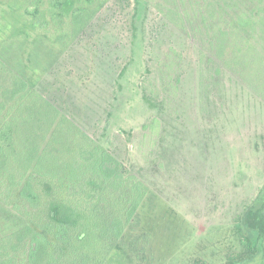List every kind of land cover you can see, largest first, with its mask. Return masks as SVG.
I'll return each instance as SVG.
<instances>
[{"label": "rangeland", "instance_id": "obj_1", "mask_svg": "<svg viewBox=\"0 0 264 264\" xmlns=\"http://www.w3.org/2000/svg\"><path fill=\"white\" fill-rule=\"evenodd\" d=\"M258 2L105 0L65 48H34L39 31L0 6V49L17 62L22 48L33 89L144 186L130 233L149 237L145 264H238L243 254L239 220L264 186V71L254 75L264 34L237 28L258 58L250 70L214 56L210 41L247 9L257 22ZM108 264L134 261L117 252ZM243 264H264V246Z\"/></svg>", "mask_w": 264, "mask_h": 264}, {"label": "trees", "instance_id": "obj_2", "mask_svg": "<svg viewBox=\"0 0 264 264\" xmlns=\"http://www.w3.org/2000/svg\"><path fill=\"white\" fill-rule=\"evenodd\" d=\"M104 1L0 0V6L39 31L34 48L42 39L65 48L82 27L80 18ZM258 3L257 22L247 9L226 32H214V56L231 53L250 70L258 58L252 46L243 48L248 42L243 44L237 28L252 25L264 34V0ZM22 52L16 50L17 62H11L0 49V264H108L117 252L145 264L149 237L130 233L139 228L144 186L33 89L19 62ZM29 57L38 55L33 50ZM263 89L255 93L260 96ZM239 221L247 235L240 240L237 263H251L264 246V186Z\"/></svg>", "mask_w": 264, "mask_h": 264}]
</instances>
